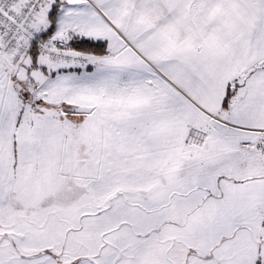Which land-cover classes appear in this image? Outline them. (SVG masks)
Listing matches in <instances>:
<instances>
[{"label": "snow or ice", "instance_id": "snow-or-ice-1", "mask_svg": "<svg viewBox=\"0 0 264 264\" xmlns=\"http://www.w3.org/2000/svg\"><path fill=\"white\" fill-rule=\"evenodd\" d=\"M0 264H264V0H0Z\"/></svg>", "mask_w": 264, "mask_h": 264}]
</instances>
